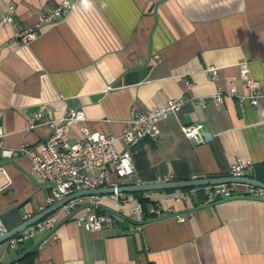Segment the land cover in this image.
<instances>
[{
    "label": "crops",
    "instance_id": "0c3cea01",
    "mask_svg": "<svg viewBox=\"0 0 264 264\" xmlns=\"http://www.w3.org/2000/svg\"><path fill=\"white\" fill-rule=\"evenodd\" d=\"M60 2L0 0V20L9 4L15 7L11 23L0 21L5 146L42 141L52 130L48 121L69 108L86 116L66 122L70 142L83 137L84 127L119 135L135 113L182 97L180 108L160 121L157 138L132 146L137 178L124 183L229 175L236 158L250 159L248 176L264 181V94L257 105L230 94L233 80L238 94L248 92L239 77L242 63L264 92V0H89V7L76 0L65 19L20 42L16 32ZM216 90L224 94L220 104L210 97ZM193 123L203 125L201 142L181 130ZM30 163L26 155L0 157L6 230L39 212L50 192L48 183L28 174ZM173 192L127 193L130 205L145 197L163 211L137 228L126 216L112 228L92 230L62 220L16 249L0 244V264H18L27 250H34L33 264H264V199H207L197 190L176 200ZM100 201L115 207L110 196Z\"/></svg>",
    "mask_w": 264,
    "mask_h": 264
},
{
    "label": "built area",
    "instance_id": "2783aa9c",
    "mask_svg": "<svg viewBox=\"0 0 264 264\" xmlns=\"http://www.w3.org/2000/svg\"><path fill=\"white\" fill-rule=\"evenodd\" d=\"M75 2L76 0H61L58 5L48 8L41 14L38 23L34 26L16 32V37L20 42L29 43L39 35L44 26L65 19L73 9ZM14 12L15 7L9 4L0 20L1 23H11ZM215 71L213 69L214 75ZM239 77L247 87V94L237 93L234 80L230 94L237 96L240 101L247 98L252 104L257 105L264 92H262L258 81L251 76L246 64H240ZM210 97L215 103L220 104L224 99V94L220 90H216L210 94ZM183 101L182 97L171 98L166 104L135 113L126 120L123 131L119 135L90 131L84 127L83 137L73 142H70L67 136L65 125L69 120H85V113L80 108H69L61 117L49 120L48 123L52 128L51 133L36 144L24 143L15 148L7 147L3 144V132L0 127V157L15 160L21 155L28 156L31 161L27 170L28 174L50 185L45 205L40 206L39 211L78 190L114 187L113 193L82 196L67 201L53 212L9 238L6 241L7 246L10 249H16L36 232L52 230L55 224L62 220H74L86 230H92L112 228L116 219L126 216L133 222V227L137 228L148 217L161 215L163 211L159 208V201L151 204L145 212L139 202L130 205L127 193L117 191V186L124 185L123 180L128 176L137 178L132 160V146L145 136L157 138L160 132V121L168 114L175 113ZM198 103L202 106L206 105L204 100H198ZM46 106V104H42L40 111L29 119V127L35 126L41 117V110ZM58 108L59 106H56V109ZM202 127V123H193L182 125L181 130L187 138L201 142L205 137ZM117 141L121 142L120 147L117 145ZM251 166L250 159L236 158L230 164L229 175L248 176L247 171ZM113 176L115 179H112ZM164 180L173 179L165 177L161 181ZM136 183H140L138 179ZM238 186H244V189L239 190ZM197 190L202 191L207 199L232 198L239 195L264 199V187L242 183H217L195 186L190 189L176 188L170 195L176 200H181ZM101 196H110L114 199L115 207L112 209L121 215L105 209L100 201ZM25 217L29 218L30 214ZM178 219L182 220L183 216L179 215ZM3 230L6 229L0 220V231Z\"/></svg>",
    "mask_w": 264,
    "mask_h": 264
},
{
    "label": "water",
    "instance_id": "95a60500",
    "mask_svg": "<svg viewBox=\"0 0 264 264\" xmlns=\"http://www.w3.org/2000/svg\"><path fill=\"white\" fill-rule=\"evenodd\" d=\"M217 183H242V184H250V185L264 187V181L255 179L250 176L235 177V176H230V175H223V176L173 179V180H167V181L164 180V181H155V182H148V183L140 182V183H134V184H124V185L117 186V191L132 193V192H137V191L165 190V189H172V188L176 189V188L195 187V186L210 185V184H217ZM113 192H114V187L107 186V187H100V188L83 189V190H78L73 193H70L64 196L63 198L55 201L51 205L47 206L43 210L30 216L29 218H27L25 221H23L21 224H19L15 228L11 230L0 231V244L6 242L9 238L21 232L23 229H25L29 225H32L33 223L42 219L44 216L53 212L54 210H56L61 205H63L64 203H66L67 201L71 199L82 197V196L109 194ZM105 209L111 212H114L118 215H121L119 212L115 211L112 208L105 207ZM27 251L24 253H27Z\"/></svg>",
    "mask_w": 264,
    "mask_h": 264
},
{
    "label": "trees",
    "instance_id": "16d2710c",
    "mask_svg": "<svg viewBox=\"0 0 264 264\" xmlns=\"http://www.w3.org/2000/svg\"><path fill=\"white\" fill-rule=\"evenodd\" d=\"M191 187H184L183 189H190ZM173 190L172 189H165V191H171ZM140 193V192H143V191H137L135 193ZM138 202L141 204L143 210L146 212L149 208V204H150V201L145 198V197H139L138 198ZM33 255H34V250L26 253L25 255H23L22 257L19 258L18 260V264H33Z\"/></svg>",
    "mask_w": 264,
    "mask_h": 264
},
{
    "label": "clouds",
    "instance_id": "9594fccd",
    "mask_svg": "<svg viewBox=\"0 0 264 264\" xmlns=\"http://www.w3.org/2000/svg\"><path fill=\"white\" fill-rule=\"evenodd\" d=\"M83 3L85 4L86 7H89V0H83Z\"/></svg>",
    "mask_w": 264,
    "mask_h": 264
}]
</instances>
